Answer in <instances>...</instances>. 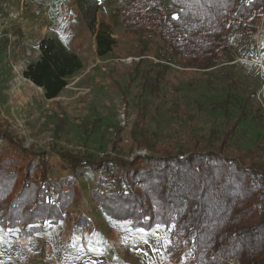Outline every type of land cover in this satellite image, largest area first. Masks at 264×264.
Returning a JSON list of instances; mask_svg holds the SVG:
<instances>
[{"label": "trees", "instance_id": "1", "mask_svg": "<svg viewBox=\"0 0 264 264\" xmlns=\"http://www.w3.org/2000/svg\"><path fill=\"white\" fill-rule=\"evenodd\" d=\"M73 1L95 38L96 54H109L117 38L113 23L98 18L99 1ZM114 6V24L136 36L138 57H149L141 87L154 97L170 64L207 74L232 62L241 47L254 43L260 24L264 28V0H116ZM38 49L22 75L52 100L82 60L51 35L40 38ZM227 86L211 106L221 111L219 124L205 133L191 120L181 127L183 140L159 149L146 143L145 156L26 147L0 126V222L20 234L46 230L67 217L83 180L92 186L96 210L107 217L142 230L166 228V251L175 264H264V143L258 139L244 151L233 144L242 122L261 118L251 104L256 91L236 103ZM171 103L174 112L182 106L179 98ZM60 164L63 173L55 170Z\"/></svg>", "mask_w": 264, "mask_h": 264}, {"label": "rangeland", "instance_id": "2", "mask_svg": "<svg viewBox=\"0 0 264 264\" xmlns=\"http://www.w3.org/2000/svg\"><path fill=\"white\" fill-rule=\"evenodd\" d=\"M98 1V18L113 23L117 38V45L103 57L96 54L95 38L73 0H0L6 4L0 9L3 33L13 40L8 48V38L0 40L5 42V48L0 49V126L8 133L36 149H86L99 155L120 154L125 159L145 156L150 152L146 143L159 149L183 140L181 127H188L191 120L195 125L190 127L205 133L219 124L221 111L211 106L224 98L230 85L235 101H242L255 89L251 104L261 116L242 122L233 144L244 151L258 139L264 143V99L259 101L257 95L264 75L262 24L254 43L244 45L232 62L220 63L207 74L170 64L167 82L159 85L165 95L154 97L141 87V73L149 72V57H138L136 36L114 24L116 0ZM26 21L37 27L30 45L23 42L28 39L22 34ZM42 35L54 36L77 53L83 64L52 100L45 99L42 89L22 75L26 65L38 57ZM139 58L143 60L137 65ZM178 98L182 106L174 112L171 101ZM230 111L235 115L234 105ZM62 167L60 164L55 170L63 173ZM91 187L78 180L67 217L46 230L20 234L0 222V264H175L166 251V228L142 230L127 220L107 217L96 210Z\"/></svg>", "mask_w": 264, "mask_h": 264}, {"label": "built area", "instance_id": "3", "mask_svg": "<svg viewBox=\"0 0 264 264\" xmlns=\"http://www.w3.org/2000/svg\"><path fill=\"white\" fill-rule=\"evenodd\" d=\"M6 6V4H5V2H2V3H0V9L1 8H3V7H5ZM4 28V26H3V23H2V14H1V11H0V40L1 39H3L5 36L8 38V41H9V43H8V45H7V48L8 47H10L11 46V43L13 42V40L11 41V40H9L10 38V36L11 35H7V34H4L3 33V29ZM13 38V37H12ZM259 63L262 65L263 64V62L260 60L259 61ZM261 84H260V89H259V92H258V94L257 95H259V101L261 100V99H264V75H262L261 74ZM264 104V103H263ZM163 264V263H162ZM166 264V263H165ZM167 264H173L171 261H169Z\"/></svg>", "mask_w": 264, "mask_h": 264}, {"label": "crops", "instance_id": "4", "mask_svg": "<svg viewBox=\"0 0 264 264\" xmlns=\"http://www.w3.org/2000/svg\"><path fill=\"white\" fill-rule=\"evenodd\" d=\"M24 27H26V29ZM35 28H37L35 24L33 26H31L30 23L27 21L24 23L22 34H27V35H23V37L28 38L25 41H23L24 43H27L28 45H30V40H31L33 34L35 33V31H37V29H35ZM42 37H43V35L40 38H42ZM36 40H39V39H36ZM37 50H38V48H37Z\"/></svg>", "mask_w": 264, "mask_h": 264}]
</instances>
